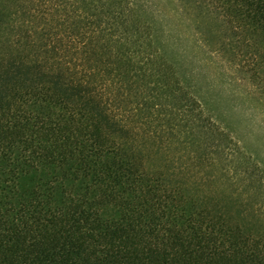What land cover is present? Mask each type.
<instances>
[{"label": "trees", "instance_id": "trees-1", "mask_svg": "<svg viewBox=\"0 0 264 264\" xmlns=\"http://www.w3.org/2000/svg\"><path fill=\"white\" fill-rule=\"evenodd\" d=\"M236 104L264 111V0H0V264H264Z\"/></svg>", "mask_w": 264, "mask_h": 264}, {"label": "clouds", "instance_id": "clouds-1", "mask_svg": "<svg viewBox=\"0 0 264 264\" xmlns=\"http://www.w3.org/2000/svg\"><path fill=\"white\" fill-rule=\"evenodd\" d=\"M180 51L183 53L184 49L181 48ZM191 71L193 75L206 78L211 87L221 91L224 95H231L230 82L222 83L217 74L210 69L207 62L194 58ZM233 111L245 121L251 140L254 141L256 137L264 136V111L239 104L233 106Z\"/></svg>", "mask_w": 264, "mask_h": 264}]
</instances>
